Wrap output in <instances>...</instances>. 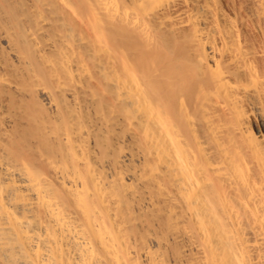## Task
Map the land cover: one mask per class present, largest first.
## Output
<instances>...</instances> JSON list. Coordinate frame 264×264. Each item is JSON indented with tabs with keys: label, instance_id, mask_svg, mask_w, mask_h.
I'll return each mask as SVG.
<instances>
[{
	"label": "bare ground",
	"instance_id": "bare-ground-1",
	"mask_svg": "<svg viewBox=\"0 0 264 264\" xmlns=\"http://www.w3.org/2000/svg\"><path fill=\"white\" fill-rule=\"evenodd\" d=\"M0 264H264V0H0Z\"/></svg>",
	"mask_w": 264,
	"mask_h": 264
}]
</instances>
